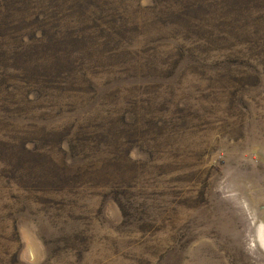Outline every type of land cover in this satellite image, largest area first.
Masks as SVG:
<instances>
[{
  "label": "rangeland",
  "instance_id": "374dc122",
  "mask_svg": "<svg viewBox=\"0 0 264 264\" xmlns=\"http://www.w3.org/2000/svg\"><path fill=\"white\" fill-rule=\"evenodd\" d=\"M246 5L218 25L212 0H0V264H264Z\"/></svg>",
  "mask_w": 264,
  "mask_h": 264
},
{
  "label": "trees",
  "instance_id": "16d2710c",
  "mask_svg": "<svg viewBox=\"0 0 264 264\" xmlns=\"http://www.w3.org/2000/svg\"><path fill=\"white\" fill-rule=\"evenodd\" d=\"M6 2L11 1L13 8H15L16 10L14 11V13L22 15V13L25 11L32 9H38V4H39V0H4ZM215 7H214V14L217 15V23L218 25H224L226 24L227 20L226 19L228 17V13L232 12V11H237V10H241L244 12H248L249 11V7L246 5V0H212ZM259 2V0H258ZM27 3H30V5H34V7H29L27 5ZM194 5H190L194 6L191 8H187L184 7L182 8V10L184 11V13L189 16L191 14H193L194 12H203L205 11L203 6L200 4H195ZM256 5V3L254 4ZM210 5H208L207 7L209 8ZM256 7H259V5H256ZM2 8V6L0 7ZM255 10H259V9H255ZM169 11V10H168ZM206 12V11H205ZM31 16L35 19L38 16V13L36 11H34ZM37 20L38 17H37ZM13 22V21H12ZM11 23V22H10ZM186 23H188V21H186ZM13 26V25H11ZM219 31L220 29H222L221 27L218 28ZM223 32V31H222ZM13 62H17L18 60H14L12 59ZM11 65V69L15 70V71H22L26 73V65L24 64H17V63H13ZM28 71V70H27Z\"/></svg>",
  "mask_w": 264,
  "mask_h": 264
}]
</instances>
